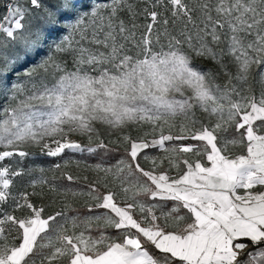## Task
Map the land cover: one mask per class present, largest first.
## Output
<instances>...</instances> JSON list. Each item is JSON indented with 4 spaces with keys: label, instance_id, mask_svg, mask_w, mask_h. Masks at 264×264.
Listing matches in <instances>:
<instances>
[{
    "label": "snow or ice",
    "instance_id": "6c2138e0",
    "mask_svg": "<svg viewBox=\"0 0 264 264\" xmlns=\"http://www.w3.org/2000/svg\"><path fill=\"white\" fill-rule=\"evenodd\" d=\"M126 66L184 122L71 116ZM0 264H264V0H0Z\"/></svg>",
    "mask_w": 264,
    "mask_h": 264
},
{
    "label": "rangeland",
    "instance_id": "374dc122",
    "mask_svg": "<svg viewBox=\"0 0 264 264\" xmlns=\"http://www.w3.org/2000/svg\"><path fill=\"white\" fill-rule=\"evenodd\" d=\"M93 81L71 112L72 117L86 121L93 133L98 130L118 134L129 124L142 122L149 115L168 120L182 116L179 111L171 112L164 102L195 95L180 76L164 69L154 74L137 70L133 75L132 69L126 66L95 74ZM193 103H196L194 99Z\"/></svg>",
    "mask_w": 264,
    "mask_h": 264
},
{
    "label": "trees",
    "instance_id": "16d2710c",
    "mask_svg": "<svg viewBox=\"0 0 264 264\" xmlns=\"http://www.w3.org/2000/svg\"><path fill=\"white\" fill-rule=\"evenodd\" d=\"M196 63H198L201 66V68L204 69V70H212V69H214V62H208V61L202 60L200 58H197ZM225 79H226L225 77L220 76L218 82L223 84L225 82ZM196 116L199 117V118H204L205 114L202 112V110H197ZM184 120H185L184 115L173 117V118H171L169 120L168 119H158V121L160 123H162L165 127H167L169 125H179L180 123L184 122ZM140 123L141 122L129 124L122 132L127 131L130 127H137ZM93 134H95V133H93ZM102 134H104V133H102ZM133 134H135V133H133Z\"/></svg>",
    "mask_w": 264,
    "mask_h": 264
}]
</instances>
